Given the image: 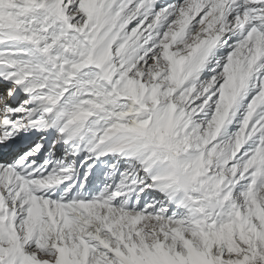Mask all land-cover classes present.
<instances>
[{"label": "snow or ice", "instance_id": "1", "mask_svg": "<svg viewBox=\"0 0 264 264\" xmlns=\"http://www.w3.org/2000/svg\"><path fill=\"white\" fill-rule=\"evenodd\" d=\"M0 264H264V0H0Z\"/></svg>", "mask_w": 264, "mask_h": 264}]
</instances>
